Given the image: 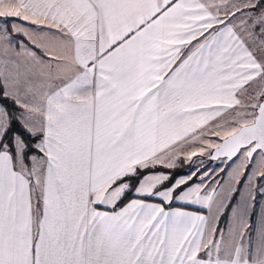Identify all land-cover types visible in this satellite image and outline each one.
Instances as JSON below:
<instances>
[{
	"label": "snow or ice",
	"instance_id": "6c2138e0",
	"mask_svg": "<svg viewBox=\"0 0 264 264\" xmlns=\"http://www.w3.org/2000/svg\"><path fill=\"white\" fill-rule=\"evenodd\" d=\"M0 264H264V0H0Z\"/></svg>",
	"mask_w": 264,
	"mask_h": 264
},
{
	"label": "rangeland",
	"instance_id": "374dc122",
	"mask_svg": "<svg viewBox=\"0 0 264 264\" xmlns=\"http://www.w3.org/2000/svg\"><path fill=\"white\" fill-rule=\"evenodd\" d=\"M216 142H218V141H216ZM196 147H198V144L197 145H193L192 147H188V150H187V152H191V151H194L195 149H196ZM186 152V153H187ZM200 160H204L205 162H206V167H207V169H216V171L217 172H219V170L221 169V168H224L225 167V164H223V163H221V161L220 160H208L207 159V156H204V157H200V156H197L196 158H195V161H196V164H197V167L199 166V161ZM221 160H226V159H224V158H221ZM182 161L184 162V166L182 167V168H180V172L178 173V174H176L177 176H180V175H187V174H189L188 173V164L182 159ZM241 164V161L240 160H237V161H235L234 162V164L233 165H231L230 167H229V171H226V172H224L223 173V177H220V176H216L215 177V180L216 181H220V180H227V179H229L230 178V172L235 168V167H237V166H239ZM217 166H219V167H217ZM195 170V169H194ZM212 178L210 177L209 178V180H211ZM200 182V177H197L196 179H195V181H193L190 185H189V187H191V186H193V185H195V184H197V183H199ZM205 183H208V181H205ZM214 183V182H213ZM241 187H243V185H241ZM209 190H211V189H209ZM257 201H258V203H257V206H256V212L257 213H259V211H260V203H259V201H260V198L259 197H257ZM196 206V205H195ZM207 213V212H206ZM231 214V210L229 209V215ZM222 225V224H221Z\"/></svg>",
	"mask_w": 264,
	"mask_h": 264
},
{
	"label": "crops",
	"instance_id": "0c3cea01",
	"mask_svg": "<svg viewBox=\"0 0 264 264\" xmlns=\"http://www.w3.org/2000/svg\"><path fill=\"white\" fill-rule=\"evenodd\" d=\"M188 148H185V153L187 152ZM195 181V180H193ZM192 181V182H193ZM133 197L132 196H129L128 199H132ZM148 202H154V203H159V200L155 197L151 198L150 201ZM125 203H127V200H125ZM123 206V205H121ZM172 208H181V210H185V211H198V206H195V205H187V206H184L182 202H175L171 205ZM103 210V209H102ZM202 214H205L207 215L206 212L202 213ZM227 219V217L225 218V220ZM256 217H253V220L255 221ZM224 226V222L222 223L221 227Z\"/></svg>",
	"mask_w": 264,
	"mask_h": 264
},
{
	"label": "trees",
	"instance_id": "16d2710c",
	"mask_svg": "<svg viewBox=\"0 0 264 264\" xmlns=\"http://www.w3.org/2000/svg\"><path fill=\"white\" fill-rule=\"evenodd\" d=\"M184 162L182 160L178 161L177 163V166L176 168L173 170L176 174H178L180 172V168H182L184 166ZM226 218V217H225ZM224 221L222 220L221 221V224L223 223Z\"/></svg>",
	"mask_w": 264,
	"mask_h": 264
},
{
	"label": "water",
	"instance_id": "95a60500",
	"mask_svg": "<svg viewBox=\"0 0 264 264\" xmlns=\"http://www.w3.org/2000/svg\"><path fill=\"white\" fill-rule=\"evenodd\" d=\"M213 155H214V153H213ZM207 159H208V160H211V157L207 156ZM224 159H226V158H224Z\"/></svg>",
	"mask_w": 264,
	"mask_h": 264
}]
</instances>
